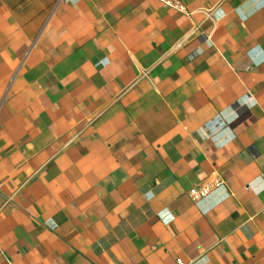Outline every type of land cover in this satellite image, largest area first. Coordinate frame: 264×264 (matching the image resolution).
Segmentation results:
<instances>
[{
	"label": "crops",
	"instance_id": "obj_1",
	"mask_svg": "<svg viewBox=\"0 0 264 264\" xmlns=\"http://www.w3.org/2000/svg\"><path fill=\"white\" fill-rule=\"evenodd\" d=\"M181 1L0 0V264H264V0Z\"/></svg>",
	"mask_w": 264,
	"mask_h": 264
},
{
	"label": "built area",
	"instance_id": "obj_2",
	"mask_svg": "<svg viewBox=\"0 0 264 264\" xmlns=\"http://www.w3.org/2000/svg\"><path fill=\"white\" fill-rule=\"evenodd\" d=\"M163 3L175 8L176 10H183L184 5L181 0H159ZM224 186V180L220 177H216L213 180H207L197 186H192L188 192L190 193L194 201H199L207 196H209L215 189L221 188ZM179 264H185L184 261L179 260Z\"/></svg>",
	"mask_w": 264,
	"mask_h": 264
}]
</instances>
